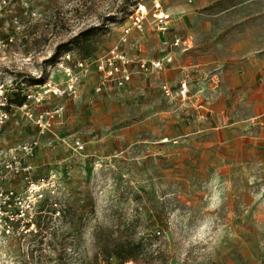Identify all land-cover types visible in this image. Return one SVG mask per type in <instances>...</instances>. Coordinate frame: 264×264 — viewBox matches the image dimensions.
I'll return each instance as SVG.
<instances>
[{"label":"rangeland","instance_id":"1","mask_svg":"<svg viewBox=\"0 0 264 264\" xmlns=\"http://www.w3.org/2000/svg\"><path fill=\"white\" fill-rule=\"evenodd\" d=\"M5 2L0 39L13 41L0 49V78L13 95L47 77L64 82L43 60L89 26L101 27L91 57L128 28L129 56L169 53L172 61L100 91L92 71L69 93L30 103L32 117L11 109L0 160L37 139L25 161L32 177L56 173L59 215L43 201L37 231L7 237L0 264H264V0H162L171 16L164 32L150 14L143 30L131 24L134 0ZM174 36L182 46H171ZM182 80L185 98L176 94ZM55 108L40 133L36 116ZM3 185L22 190L25 182L14 175ZM136 244L130 257L115 256L117 246Z\"/></svg>","mask_w":264,"mask_h":264},{"label":"built area","instance_id":"2","mask_svg":"<svg viewBox=\"0 0 264 264\" xmlns=\"http://www.w3.org/2000/svg\"><path fill=\"white\" fill-rule=\"evenodd\" d=\"M162 0H152L150 7L138 0L132 5L129 13L131 24L139 30H143L144 22L150 14L151 24L158 32H164L171 20L170 13L161 6ZM5 0H0V12L5 6ZM129 29H123L120 39L111 45L106 52L96 57L81 58L75 57L71 51L62 53L52 63L47 65V69L56 68L64 77L65 81L58 83L47 77L42 84H37L38 90L20 92L24 98L20 105L11 101L14 96L13 91L9 89L10 84L0 78V126L9 118L11 109L24 110L28 117H32L30 103H40L43 98L49 94L62 96L69 93L79 80L91 79V72L98 75V81L95 84L96 91H100L105 83H111L116 87L125 86L135 73L147 71H161L165 64L172 61V56L167 53L160 58L146 59L142 57H131L124 49L122 44L127 39ZM12 37L0 39V49H4L11 44ZM183 45L180 36H174L171 40V46L174 48ZM162 89L166 95H172L173 89L168 83L162 84ZM188 92V84L182 80L177 89V96L185 98ZM60 108L47 110L39 113L35 120L40 133L48 129L51 120L57 115ZM38 141L35 138L23 141L16 146L9 147L0 160V244L9 236H21L25 233L37 231L36 216L39 212L40 204L48 198V203L53 208L52 215H59L57 202L54 196L57 191V177L54 171L49 172L42 178L31 176L32 165L25 159L32 158L36 150ZM74 146L82 149V144L78 140ZM22 176L25 186L22 190L11 187H4V182L10 176ZM131 264V262H125Z\"/></svg>","mask_w":264,"mask_h":264},{"label":"trees","instance_id":"3","mask_svg":"<svg viewBox=\"0 0 264 264\" xmlns=\"http://www.w3.org/2000/svg\"><path fill=\"white\" fill-rule=\"evenodd\" d=\"M137 1L138 0H134L132 5L135 4ZM100 28L101 27L97 25L89 26L79 31L78 33H76L75 35L67 39L66 41L58 43L54 47V50L51 53V55L43 60V65L47 66L48 64H52L57 59V57L60 56L62 53L71 51L70 46H74L77 49V51L79 52V57L81 58L91 57L93 48L90 47V38L94 36L95 34H97ZM23 100L24 98L22 96H19V94H15L11 98V101L17 105H20ZM36 224H37V221H36ZM138 247H139L138 244H136L135 246L131 245L126 248L119 245L116 247L117 252H114V254L117 258L124 259V258L130 257L132 255V250L139 249Z\"/></svg>","mask_w":264,"mask_h":264},{"label":"crops","instance_id":"4","mask_svg":"<svg viewBox=\"0 0 264 264\" xmlns=\"http://www.w3.org/2000/svg\"><path fill=\"white\" fill-rule=\"evenodd\" d=\"M178 48V47H177ZM162 56H164V54H162L161 56H159V57H155V58H160V57H162ZM166 66H167V64H165V68L163 69V70H161V71H165V69H166ZM86 82H90V81H87L86 80ZM166 83H168L169 84V82L167 81ZM4 184H5V182H4ZM9 187V186H8ZM12 188V187H11Z\"/></svg>","mask_w":264,"mask_h":264}]
</instances>
